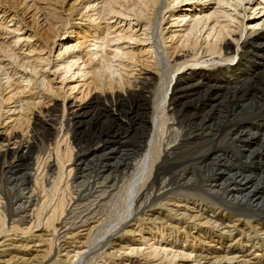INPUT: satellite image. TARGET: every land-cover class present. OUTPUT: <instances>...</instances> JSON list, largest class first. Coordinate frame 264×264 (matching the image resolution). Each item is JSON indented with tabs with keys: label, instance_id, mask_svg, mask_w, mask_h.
Returning a JSON list of instances; mask_svg holds the SVG:
<instances>
[{
	"label": "bare ground",
	"instance_id": "1",
	"mask_svg": "<svg viewBox=\"0 0 264 264\" xmlns=\"http://www.w3.org/2000/svg\"><path fill=\"white\" fill-rule=\"evenodd\" d=\"M108 1L109 0L101 1L102 5L99 11L96 6L91 7V11L94 14L90 15L89 21L91 23H95L98 20L100 22L102 21L106 24V28L110 27L111 23H117L115 27L116 30L113 29L114 31L101 33L100 25L97 24L96 27L93 28L94 31H92L94 36H92L90 40H86L82 43H88L87 46H84L85 48L82 46L85 49L83 50L85 55L82 57L80 54L77 55L76 52L73 54L75 49L77 51L80 49V45L65 47L62 52L63 56L60 60V67L62 69L61 71L64 72L63 76L67 74L71 76L74 74V71L77 70L75 74L76 77L78 75L80 78L90 76L92 81H94L95 87L99 85L101 89L105 85L108 87L116 85L118 87L117 90L120 92H112L114 94L109 95L105 91H101V93L90 97L84 104H76V101V103L72 102V104L63 105V116L60 124L67 126L72 122H76V125L85 126L87 123L89 125L90 123L88 121L82 122V120L89 118L91 115L98 119L101 110L96 107L99 106H103L108 117H113L111 114L115 111V109H113L115 105L114 107L111 106L112 108H108V104H105L106 100L112 103L111 99L113 98H122L121 96H128L130 93L142 94L141 90L145 89V86H149L150 82H154L157 79L156 73L148 72L144 79L134 80V83L137 85L133 86L132 83H130V86L126 87V83L129 82L128 79L134 77L133 75H130L129 78L128 76H124L122 73L123 71L118 67H121L120 60L134 58V55H131L132 52L122 50L123 48L119 46L120 44L128 40L132 41L131 44L143 45V48L147 49V54L153 57L154 64L160 67L161 72L159 73L162 75L160 79V88L164 87V92L159 104L155 106L154 110L148 109L149 113L147 116L149 118L147 117L145 121L141 122L143 139L141 144L143 146L142 149H145L144 156H142L143 159L139 162H137L138 160L136 162H131L129 166L131 170H129L128 166L125 167L123 170L124 173L120 174V177L107 168L105 170L106 172L88 178L86 175L82 174L83 170L87 168L86 163L81 159V156L84 154L81 152L83 150H78L73 157L72 154L70 155V160L74 159L76 162L73 161V169H69V171L66 168L65 161L63 162L62 160L64 156L56 152V161L54 160L53 162L52 160L45 168L50 172V175L47 176L48 178L57 177L58 173L60 176L67 175L69 177L72 173L74 179L66 184L69 185L71 193L75 196V200L72 204L74 208L67 210L65 201L60 198L58 203L50 210V214L46 213L44 215V211L50 204V200H46L52 196L54 197L58 191L55 182L50 185L51 188L48 190L42 187V192L47 198L41 202L39 207L37 204L38 195L35 190L32 191L29 187L23 189L25 192H23L24 194L22 196L25 197H21V194L14 189V186L11 188L8 187L6 190L0 189V239L3 240L0 243L1 248L5 246L6 240L4 239L6 237H20L19 240H17L18 242L10 241L11 243L8 245L11 246L12 251H14L10 254H16L14 256L12 255L11 260L16 259L18 254L27 253L26 255H28V252L33 251L40 252L41 255L32 256L30 260L40 258L38 263L43 264V262L54 253L53 250L55 248L59 249L57 251L59 255L60 252L68 253V250L70 248L72 249V244H74L73 246L75 247L72 250H76L74 257L77 259V262L79 259L77 264H91L93 263V258L91 256L95 257L96 254L92 255L95 251L100 252L101 256L103 255L108 259L112 256L116 257V254L119 256V253L114 251L108 252V250L114 249L113 245L115 241H113V243L112 240H114L116 235L122 236L124 233H128L125 231H127L126 229H128V225L131 223L141 227V230H144L142 228L143 226H147L146 223H150L148 224V230L155 240L160 239L168 244L171 243L170 245L176 242L175 244H180V247L183 249L182 245L186 246L187 243H189L188 238L191 234H186V230L183 229L184 237L182 239L180 235H175L174 238L171 234L169 236H163L165 230L164 226L172 222H175L177 226H179V222L183 224L189 222V226H192V228L194 227L193 230L197 231V235L202 234L205 236L204 238H200L201 241L200 239L199 241L205 246L208 245L207 250L211 251L208 252L211 258L207 261V263H211L208 264H250L251 261L249 258L246 259L244 256L245 251L249 252V255L255 260L258 257L257 254H259L260 257H264V222H262L264 218V208L261 207V204L264 205V197L254 202L251 198L255 194L254 191L256 187L264 184V175L260 174L255 178L250 174L244 175L242 173L240 174L238 171L234 173L231 172V174L228 175V180L231 181L228 183L229 186L227 187L225 183L217 185L212 180L206 185L205 182L207 181H203L201 177H198V179H196V177L191 179L187 178L185 182H182L185 184V187H183V185L177 187L173 184L175 181L168 176L162 179L160 187H158L156 191L148 193L149 195L144 193V190L148 188L149 182H151V185L155 184V181H152V175L155 174V170H157L165 154L167 153L170 155L174 153L181 144L186 142L183 141V139L188 140L191 135V132L185 131L186 128L183 125L177 123L178 121L173 115L176 101L174 96L182 94L183 91L185 92L186 90V92L190 93L197 92L196 96L209 95L212 92L220 93L223 90H232L234 92L232 97H235L236 93L243 94L244 92L253 90L254 87L252 84L256 83L260 76H264V0H254L255 2L253 4V0H175L173 9L175 12L173 11V17H175L176 20L171 23V28H179L180 30L178 31L180 33L177 37L171 35V38L173 39L176 37L178 39V48L183 55L178 57L175 56L176 58H173V60H175L174 63L164 55L165 53L162 50L164 46L159 40V30L162 23V13L165 10V0H125L128 2V7L123 10L120 9L121 6L118 10L115 9L113 4ZM150 5L159 6V9L156 8L157 11L159 10L158 12L160 14L156 13L158 16L156 20L154 19L155 22L153 24H151V19H146L145 15L146 9H149ZM110 16L112 17L109 18ZM132 20L136 22L133 32H131L132 27L130 26V21ZM125 22L128 24L126 25ZM125 26H128L127 30H121V28ZM241 28H243L242 31ZM140 30L141 33L137 35L136 33L140 32ZM116 31L118 32L116 33ZM240 31V38L236 39ZM203 33L206 34L204 39L206 42L203 48L198 44L189 45L190 41H196ZM73 36L79 37V34ZM64 39H67V37ZM20 40L21 39L18 38V41ZM25 41L30 42V39ZM233 44L236 45L234 50ZM189 49L191 53H189ZM65 55L70 56L66 58ZM12 56L13 58H11ZM189 56L197 58L191 61L190 65L186 64L185 61ZM11 57H9L11 58L10 60L21 67L22 75L26 76L24 77L26 84L32 83V85H34L30 78L33 74L37 75L36 72L38 67L34 65L35 63L29 64L28 60V62H26L21 59L22 64H18L20 58L15 56L14 53L11 54ZM256 57L260 58L256 59ZM83 58H86L85 61L82 60ZM114 63L117 64L114 65ZM172 65H176L178 70L169 78V71ZM89 67L90 71H88ZM44 74L45 72H42L41 76ZM10 78L11 77L8 76L7 80ZM183 81H186V83ZM187 83L188 85L185 86ZM38 85V87L41 86L44 87V89L48 86L44 77L40 80ZM29 98H32V95H30ZM22 101V99L18 101L20 102L18 105V113H23L29 108V105ZM51 102L52 103L45 106L44 112L48 116L53 117V119L51 118L48 120V122L53 125L57 124L58 121L56 114L59 111V106L56 101L52 100ZM91 107L93 108L90 110ZM37 116H33L35 118L33 121V124H35L34 126H44L45 123ZM16 122L18 121L16 120ZM112 122L114 123L116 121L113 120ZM215 124L219 126V123H214L213 125ZM249 130L251 129H244L242 133L240 131L236 133V135L239 138H244L247 142L255 141L259 146V150L263 152L264 133L260 135L257 131L251 132ZM5 142L7 143L6 145H4ZM10 146L12 148H10ZM15 146L14 143H10V140H6L2 135L0 136V154L7 156L10 154H17L18 151L21 153L22 150L28 151L27 148L18 149L15 148ZM100 146V144L96 145V147L91 150L92 152L90 151V154H97L102 148ZM255 151L256 150H251L249 152L253 153ZM222 155L226 157V162L232 161L231 155L229 156L228 153L224 152ZM99 156L103 157V154ZM250 156H248V158L246 156L245 159L251 161L252 157ZM68 161L69 159L66 160V162ZM254 164H256L255 168H257V171L264 173V164L253 163V165ZM12 169H14V167L11 166L9 170ZM225 179L226 178H224V180ZM190 180L195 182L196 186L199 187L188 189L187 186L188 183H191ZM24 181L30 182L31 175L26 174ZM44 184L49 185V179H44L42 186ZM86 188L89 189L86 190ZM81 189L82 192H86L84 196H81ZM6 198L10 200L9 207H11L12 213L9 212V208H7L8 202ZM15 198L17 200H15ZM4 199L5 203L2 204L1 200ZM24 199H27V202ZM70 200H72V198ZM124 202L125 204H123ZM169 203H171L170 205L172 206H170ZM207 204L215 206L207 207ZM30 207L32 209L28 211ZM120 207H124V210L122 213L120 212L115 215V212H118ZM154 207H157L158 210H165L166 216L162 214V217H156L158 214L153 212L148 215L149 211L147 210H151V208ZM221 208L223 210L219 212ZM225 211L230 212L233 217L237 218L236 223L231 222L232 225L223 223L224 219L221 213ZM232 211L234 213H232ZM6 216H8L7 219L13 225V230L10 229L12 234L6 228ZM178 216L181 219L177 218ZM225 216L228 219L232 218L228 214H225ZM241 218H247L248 221H246V224L253 220L252 223H254V225L251 223L253 226L247 227L246 224L242 223L241 220L243 219ZM25 225L29 226L22 229L21 227ZM197 225H205V227H208L203 233H198L200 227L198 228ZM169 226L170 225H167V227ZM243 226L246 229H243ZM196 227L198 229H195ZM130 228H132V226H130ZM180 228L181 227H179V229ZM224 229H226V231H224ZM33 230L39 231L41 234L35 235ZM193 230L189 229V231ZM235 231L236 235L233 234ZM137 232L140 231L138 230ZM244 234H246V236ZM250 235H253V237ZM44 237L48 238L46 239ZM235 237H238V239L236 240ZM29 240L30 242H28ZM225 241L228 244L226 249L223 250L220 247L216 248ZM192 242L193 240H191L190 244H192ZM15 243H18L19 246L14 245ZM29 243L32 245H28ZM210 243L214 245H210ZM41 247H45L46 249L44 251L42 249L37 251L38 248ZM162 247H164V245ZM234 247H236L237 252L233 251V253L231 250ZM34 248L35 250H33ZM219 249L222 250V252L219 251ZM164 250L166 249L159 248L156 253L154 252V255H158L160 251L164 253ZM181 252L183 253V251ZM190 252L192 251L189 250V253ZM3 253H7V250H3L2 254ZM67 253L65 254L66 256ZM137 253H139V251ZM189 253L187 254L190 255ZM240 253L242 255L238 256ZM200 256H196L197 259L194 260L195 263L201 264L200 262L203 259L206 260L209 258H200ZM22 258L23 256L19 264L26 263V260ZM240 258L242 259L239 260ZM11 260L3 261L2 263H11ZM68 261L69 259L63 262L60 261V264L76 263L74 261V263ZM160 263L162 264V261ZM56 264H58V262Z\"/></svg>",
	"mask_w": 264,
	"mask_h": 264
},
{
	"label": "rangeland",
	"instance_id": "2",
	"mask_svg": "<svg viewBox=\"0 0 264 264\" xmlns=\"http://www.w3.org/2000/svg\"><path fill=\"white\" fill-rule=\"evenodd\" d=\"M101 1L102 0H0V136L2 135V137L6 140H10V143H14L16 145L15 148H27L28 150H22L21 153L18 151L17 154H10L7 156L0 154V189L6 190L8 187L11 188L14 186V189L21 194V197H25L22 196L24 194L23 192H25L23 189L29 187L32 191L35 190L38 195L37 204L39 207L41 202L47 198L42 192V187L45 190H48L51 188L50 185L55 182V186H57L58 191L54 197L52 196L46 200H50V204L44 211V215L46 213L50 214V210H52L53 206L58 203L60 198L65 201L67 210L74 208V205L72 206V204L75 200V196L71 193L69 185L66 184L74 179L72 173L69 177L67 175L60 176L58 173L57 177L48 178L47 176L50 175V172L45 168L48 164H50V162H52V160L54 162L56 154L60 153L64 156L62 160L63 162L65 161L66 168L69 171V169H73L74 161V159L70 160V155L72 154L73 157L78 150H83L81 152L84 154L81 156V159L84 163H86L87 168L83 170L82 174L91 178L96 174L106 172L105 170L109 168V171L116 173L120 177V174L124 173L123 170L125 167L128 166L129 170H131L129 167L131 162H136L137 160V162H139L143 159L142 156H144L143 154L145 149H142L143 146L141 144L143 142L141 122L145 121L148 117V109L154 110L155 106L159 104L164 92V87L160 88V79L162 77L161 73H159L161 72L160 67H157L154 64L153 57L150 54H147V49L143 48V45L131 44L132 41L126 40L119 46L123 48L122 50L127 52L131 51V55H134L133 59L120 60L121 67H118L121 71H123L122 73L124 76H128L129 78L130 75H133L134 77L129 78L130 80L128 79L129 82L126 83V87H129L130 83H132L133 86L137 85L134 83V80L144 79L146 73L148 72L156 73L157 79L154 82H150L149 86H145V89L141 90L143 95L130 93L128 96H121L122 98L118 97L111 99L112 103L108 102L109 100H106L105 104H108V108L111 106L114 107L115 105L113 108L115 111L111 114L113 117H108L103 106H99L96 107L101 110V114L98 119L91 115L89 118L82 120V122L88 121L90 126L88 123L85 126L76 125V122H72L67 126L60 124L63 116V105L72 104V102L76 103V101V104H84L90 97L101 93V91H105L109 95L114 94L112 92H120L117 90L118 87L116 85H111L109 87L107 85L103 87L101 86V89L99 88V85L95 87L94 81H92L90 76L80 78L78 75L76 77L75 74L77 70L74 71V74L71 76L70 74L63 76L64 72L61 71L62 69L60 67V60L63 56L62 52L65 47H74L77 45H80L81 47L87 46L88 43H82L86 40H90L92 36H94L92 31H94L93 28L96 27L97 24L100 25L101 33L114 31L113 29H115L117 23H111L110 27L106 28V24L102 21L100 22L98 20L95 23H91L89 21L90 15L94 14L91 11V7L96 6L99 11L102 5ZM165 1V10L162 13V23L159 30V40L160 43H163L164 48H162V50L165 53L164 55H166L170 61L174 63L175 60H173V58L183 55L178 48L179 42L176 38L180 33L178 31L180 29L171 28V23L176 20L175 17H173V11L175 12V10H173L175 0ZM255 1L253 0L252 4ZM108 2L113 4L114 8L117 10L120 6V9L122 10L128 7V2L125 0H109ZM156 7L158 8L159 6L150 5L149 9L147 8V11L145 10L146 19H151V24L155 22L156 17L158 16L156 13L160 14ZM93 17L97 18L96 16ZM111 17L112 16L109 18ZM135 23V20L130 21V26L132 27L131 32L134 31L133 29L136 26ZM127 24L128 23H126V25ZM125 27L121 28V30H127L128 26ZM242 29L243 28H241V31ZM241 31L238 32L236 39L240 38ZM117 32L118 31H116V33ZM140 33L141 30L136 34L139 35ZM72 34H79V37H74ZM171 35H175L176 37L172 39ZM63 36L64 38L67 37V39H64ZM205 37L206 34L203 33L196 41H190L189 45L198 44L201 48H203L206 42L204 40ZM18 38L21 40L18 41ZM27 39H30V42H26L25 40ZM232 46L234 50L236 45L233 44ZM81 47H79L81 50L79 49L77 51L75 49L73 54L76 52L77 55L80 54V56L83 57L85 55V52L83 51L85 50V47ZM188 51L191 53L190 49ZM13 53L15 56L20 58V62L18 64L22 61H29V64L35 63L34 65L38 67L36 72L37 75L33 74L30 78L34 85H32V83L26 84V80L24 78L26 76L22 75L21 67L16 65L17 63L14 64L12 60H10L13 58V56L11 57V54ZM69 56L65 55L66 58ZM258 58L260 57H256V59ZM21 59L23 60L21 61ZM85 59L86 58H83L82 60L85 61ZM195 59L197 58L189 56V58L185 60L186 64L190 65L191 61ZM116 64L114 63V65ZM177 70L178 68L176 65H172L169 71V78H171ZM88 71H90V67L88 68ZM40 72H45V74L41 76ZM6 76L11 78L7 80ZM43 77L48 85L45 89L41 86L38 87V84ZM183 82L186 83V81ZM187 85L188 83L185 86ZM252 86L254 87L253 90L244 92L243 94L236 93L235 97H232L234 93L232 90H223L220 93L212 92L209 95L200 96H196L197 92L190 93L186 92V90L185 92L183 91L182 94L174 96L176 101L174 104L175 107L173 106V115L178 121L177 123L183 125L186 128L185 131L191 132V135L188 140L183 139V141L186 142L181 144L174 153L170 155L167 153L165 154L162 162L158 166L157 170H155V174L152 175V181H155V184L151 185V182H149V185L147 186L148 188L146 187L147 190L145 189L144 193L148 194L156 191L158 187H160L162 179L168 176L176 182L175 183L173 181V184L177 187L181 185L185 187V184L182 182H185L187 178L191 179L194 177H196V179L201 177L203 181H207L205 182L206 185H208L212 180L217 185L225 183V185L227 184V187L229 186L228 183L231 181L228 180V175L231 174V172L234 173L238 171L240 174H250L255 178L258 177L257 175H264L263 172L257 171V168H255L256 164L253 165V163L264 164V151L261 152L259 150V146L255 141L247 142L244 138H239L236 135V133H239L240 131L242 133V130L249 128L251 129L249 130L251 132L257 131L260 135L264 133V76H260L257 79V82L252 84ZM30 95H32V98H29ZM18 99H22V102L29 105V108L23 113H18V105L20 104ZM52 100L56 101L59 106V111L56 114L58 121L57 124L53 125L48 122V120L51 118L53 119V117L48 116L44 112L45 106L52 103ZM92 108L93 107H91L90 110ZM33 116H37L45 123V125L34 126L35 124H33V121L35 118ZM16 120L18 122H16ZM113 120L116 122L113 123ZM214 123H219V126H216V124L213 125ZM6 144L7 143L5 142L4 145ZM98 144L102 147L98 153L99 155L103 154V157L99 156L98 153L95 155L90 154L92 152L91 150ZM10 148L12 147L10 146ZM251 150L256 151L250 153L249 151ZM224 152L228 153L229 156L231 155V162L225 161L226 157L222 155ZM246 156L247 158L248 156L252 157V160L250 161L248 159L247 161L245 159ZM68 159L69 161L66 162ZM74 162H76V160ZM11 166L14 167V169L9 170ZM26 174L31 175L30 182L24 181ZM224 178L226 179L224 180ZM44 179H49V185L44 184L42 186ZM190 182L191 183H188L187 186L188 189L199 187L196 186L195 182L192 180H190ZM88 189L89 188H86V190ZM254 193V196L251 197L253 202L261 197H264V184L256 187ZM85 194L86 192H82L81 189V196H84ZM71 198L72 200H70ZM6 200L8 202L7 208H9V212L12 213L11 207H9L10 200L8 198H6ZM15 200L17 199L15 198ZM24 200L26 201L27 199ZM1 203H5V199L1 200ZM123 204H125V202ZM170 204L171 203H169V205ZM213 206L215 205L207 204V207ZM261 207L264 208V205L261 204ZM123 208L124 207H120L118 212H115V215L120 212L122 213L124 210ZM31 209L32 208L30 207L28 211ZM222 210V208L219 209V212ZM147 211H149L148 215L153 212L158 214L156 217H162V214L163 216H166V212H164L165 210H158L157 207L151 208V210ZM232 213L234 212L232 211ZM225 214L230 215L232 218L228 219ZM221 216H223V223L226 225H232L231 222L236 223L237 218L233 217L230 212L225 211L224 213H221ZM7 218L8 216L5 217L7 221L6 228L11 233L13 225ZM177 218H179V216ZM241 221L246 224V221L248 220L246 218ZM252 222L253 220L249 221V223L246 224L247 227L253 226L254 223ZM262 222H264V218ZM146 224L147 226L142 227L144 230H141V227L138 225L135 226L131 223L128 225L129 227L126 229L127 231H125L128 233H124L122 236H115L114 240H112V242L115 241V243L113 242L114 249H109L108 252L114 251L119 253V256L116 254V257L112 256L108 259L103 255L101 256L100 252L95 251L94 254H92H96L95 257L91 256L93 258H91L93 260V263L91 264H161V261L162 264H197V262H194V260L197 259L196 256L201 255L200 258L209 257L208 252L211 251L207 250L208 245L205 246L200 243V238H204L205 236L202 234L197 235V231L193 230L194 227L192 228V226H189V222L184 224L179 222V226H177L175 222H172L171 224H167L170 225L169 227H167V225L164 226L165 230L163 236H169L171 234L174 238L175 235H180V238L182 239L184 237V230H186V234L188 233L192 235L188 238L189 243H187V245L185 244L186 246L182 245L183 249L180 247V244H175L176 242L170 245L171 243L168 244L160 239L155 240L148 230V224L150 223ZM28 226L29 225H25L21 228L24 229ZM130 226H132V228H130ZM179 227L182 229H179ZM197 227H200V231L198 230V233H203L208 226L205 227V225H197ZM197 227L195 229H198ZM137 228L140 232H137ZM189 229H192L193 231H189ZM243 229L246 228L243 226ZM224 231H226V229H224ZM33 233L35 235L41 234V232L35 230H33ZM233 234L236 235V231ZM244 235L246 236V234ZM250 236L253 237V235ZM19 238L20 237L11 236V238L6 237L4 239L6 240L4 244L5 246L2 248L0 246V264H19L22 261V256V259L26 260L25 264H39L38 261H40V258L34 260L32 259L33 261L30 259L35 255L40 256V252L30 251L31 253L28 252V255H26L27 253H21L17 255L18 257L16 256V259L11 260L12 255L14 256L16 254H10L14 251H12L11 246L8 245L11 243L10 241L18 242L17 240H19ZM44 238L47 239L48 237ZM190 239L193 240L192 244H190ZM235 239L237 240L238 237H235ZM1 241L3 240L0 239V243ZM28 242H30V240ZM211 244L213 243H210V245ZM14 245L19 246L18 243H15ZM28 245L32 244L29 243ZM73 245L74 244H72V247L74 248L75 246ZM163 245L164 247H162ZM218 247L224 250L228 247V244L225 241L216 248ZM159 248L166 249L167 252L164 250V253L160 251L158 255L156 254L157 256L154 255ZM40 249L44 251L46 248L41 247L38 248L37 251ZM56 249L57 248L53 250L54 253L51 254V256L47 258L43 264H56L57 262L60 264L67 259H69L68 262L70 263L76 262L74 264H77L79 262V259L77 262V259L74 257L76 250H72L70 248L68 253L66 252V256L65 252H60L58 255L57 251L59 249ZM3 250H7V253L2 254ZM33 250H35V248ZM189 250L192 252L189 253ZM136 251H139L140 254ZM181 251H183V253ZM219 251L222 252L220 249ZM233 251L237 252L236 247L231 250V252ZM249 254V252H244L246 259L249 258L251 261L250 264H264V257H260L259 254H257L258 257L255 260L252 259V256ZM241 255L242 254L240 253L238 256ZM210 258L211 257L206 260L203 259L200 263L206 264ZM241 259L242 258L239 260ZM8 260H11L12 262L2 263L3 261Z\"/></svg>",
	"mask_w": 264,
	"mask_h": 264
}]
</instances>
